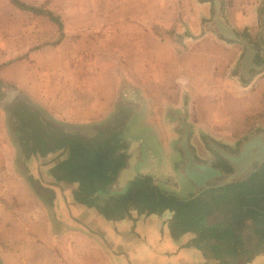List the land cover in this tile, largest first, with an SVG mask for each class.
I'll return each mask as SVG.
<instances>
[{
    "label": "crops",
    "instance_id": "0c3cea01",
    "mask_svg": "<svg viewBox=\"0 0 264 264\" xmlns=\"http://www.w3.org/2000/svg\"><path fill=\"white\" fill-rule=\"evenodd\" d=\"M217 1L221 22L255 51L252 65L242 63V44L216 33L214 0H184L177 23H161L158 29L155 7L133 13L132 39L130 43L118 35L111 39L105 47V69L91 71L84 56L82 74L72 62L60 67L54 47L25 53L2 68L0 264H219L218 257L222 264H264V222L252 214L261 210L264 196L246 207L244 229L232 235L225 233V219L232 215L224 217V211L213 212L203 221L207 227L209 219L218 216L216 225L223 228L211 237L198 231L172 235L170 211L148 216L131 212L123 220L107 221L94 208L74 200L76 185L57 181L54 164L43 169L51 184L41 185L40 190L33 187L28 174L18 170L16 149L6 134L3 106L17 96L49 118L74 127L99 125L106 118L103 114L117 109L119 114L106 126L116 125L127 109L131 108L133 117L147 108L155 117L147 123L154 132L153 142L145 144L140 137L129 142L127 151L128 158L134 159L135 178L149 176L161 186L160 182L171 179L173 186L163 185L167 191L185 200L198 198L204 191L188 179V160L177 145L171 148L174 137L166 135L168 129L179 127L187 133L186 146L194 156L195 145L237 146V154L250 141L253 146H245L249 154L264 144V0ZM140 16L146 23H140ZM112 26L107 25L106 31L125 32V26ZM157 31L163 36H157ZM128 47L131 68L125 71ZM31 159L35 157H21V171ZM253 166L257 169L242 180L249 186L258 174L264 177V164ZM43 193L51 197L47 200ZM226 240L234 242L224 247L221 242Z\"/></svg>",
    "mask_w": 264,
    "mask_h": 264
},
{
    "label": "rangeland",
    "instance_id": "374dc122",
    "mask_svg": "<svg viewBox=\"0 0 264 264\" xmlns=\"http://www.w3.org/2000/svg\"><path fill=\"white\" fill-rule=\"evenodd\" d=\"M13 1H17L18 5L37 7L53 13L56 18L59 17L61 19L63 30L59 31L57 26L52 24L47 16L22 10L17 5H14ZM183 1L184 0H145L139 4L137 0H0V71L8 62L19 60V57H23L25 53H38V51L45 47L55 48V53L53 55L59 56L60 65L58 66L60 67L67 66V61L69 63L72 62L73 67L76 66L75 70H79L82 74L84 71L82 70L84 57H87V64L91 67V71H93L94 68L97 70H101V67L105 69L104 64H108V61L105 60L107 57L105 47L111 45V39H115V35H118L119 38L122 36L124 41L130 43L133 35L132 28L130 27L131 23L134 22L133 13H141L144 9L155 7L157 15L156 18L154 17V24L158 29V27L161 28V23H166V25L175 22L177 23V20L180 18L178 15L179 9L184 6ZM192 6L193 4L190 1L189 7L191 8ZM142 21L143 23H146L144 16H140V23H142ZM116 24L118 26H125V32L106 31L107 25L116 26ZM103 27L105 31H101ZM157 36L162 37L163 32L157 31ZM58 43L59 45H57ZM131 51L132 49L130 47L124 49L125 71H130L131 68L130 57L126 58V56L131 55ZM44 55L50 56L51 54L45 53ZM89 67L87 66L88 69ZM1 87L3 86H1L0 83V90H2ZM0 98H2L1 95ZM70 99L72 100L73 97H70ZM124 101L129 106L132 103L130 100ZM70 106L71 108L74 107L73 103H71ZM118 114L119 111H117V109L111 113L107 111L102 115L103 117H106L105 120L99 125L97 124L92 127H68L88 131H91L93 128L101 129ZM131 114L132 110L129 108L127 109L126 117L120 120L117 119L116 121L117 127H115V129L118 132H121V139L131 142L141 137L142 140L145 141V144L153 142L152 139L154 132L147 124L150 119L155 118L153 117V112H149V110L145 108L143 112L141 111L139 116L135 113L133 117H130ZM162 116L163 114L161 115V118H163ZM158 118L160 117L157 115V119ZM126 121H128L127 127L126 125L124 126ZM5 122L7 125L6 134L11 137V142L16 149V164L18 170L27 173V180L29 183L33 181L32 186L39 187L38 190L41 189V185H50L51 182H49L47 177L45 178L43 175V169L53 164L56 165L57 162L66 157V153L63 151H57L44 160L39 159V156L36 154L34 155L35 159H31L28 166L27 164L25 166L23 165V171H21V157L24 155V149H22L20 143L17 142V136L16 133H14L15 130L11 125L9 126V119L6 116ZM168 130L169 133L166 135H173L174 137L171 148L174 147V149H176L177 145L179 148L178 150L181 151L182 148L181 146L179 147L178 143L182 141L183 130L179 127ZM154 137L156 136L154 135ZM218 147L230 155H236L237 146L234 149H229L223 145H218ZM186 148L191 149L189 146H186ZM211 148L212 147L206 144L195 145L193 151L196 153V156L192 153L191 156L197 165L214 166L213 168L222 170L221 168L226 167L227 163ZM153 149L154 148L152 147L151 150ZM151 152L153 154L155 153L154 150ZM170 181L171 179L167 180L165 183L162 181L160 184L163 183V185L167 184L168 186H173ZM249 183H239L236 190L245 193L246 203H256L257 199L260 198L256 195L261 191L258 187L256 188V186L249 187ZM154 184L165 190L163 185H158V183L155 182ZM251 184H253L252 181ZM45 188L47 189V187ZM227 188L233 189L232 187ZM261 188L264 189V186ZM43 194L47 200L51 197V195L46 196L45 193ZM209 194L213 196V193ZM209 197L210 196H207V198ZM216 218H218V216L209 219L206 231L200 232L201 236L211 237L222 231L223 226L219 227L216 225ZM96 254H98V252ZM94 256L95 254H93V259H95ZM211 257L213 258L212 255ZM221 259L222 258L218 257L219 264L222 262Z\"/></svg>",
    "mask_w": 264,
    "mask_h": 264
},
{
    "label": "trees",
    "instance_id": "16d2710c",
    "mask_svg": "<svg viewBox=\"0 0 264 264\" xmlns=\"http://www.w3.org/2000/svg\"><path fill=\"white\" fill-rule=\"evenodd\" d=\"M13 4L34 14L46 15L62 31L61 21L50 12L18 5L17 1H13ZM3 108L9 119V126L15 130L17 142L24 149V156L29 158L37 154L44 158L50 153L65 152L66 157L54 165L53 176L59 182L76 184L74 200L94 208L105 220H123L131 212L148 216L170 211L173 213L171 234L174 235L176 232L206 231L203 223L205 218L213 212L224 211V217L234 216H231L232 220L230 217L225 219L228 221L225 222L227 235L236 231L240 233L244 229V220L248 217L246 207L250 203L245 202V193L237 191L236 188L239 183L246 181L213 187L210 191L214 193V197L209 194L211 192L204 191L198 198L188 201L180 200L155 185L151 177H136L125 189L113 190L112 184L119 170L126 165L129 149V142L121 139V132L115 129L117 125L93 128L91 131L77 130L49 118L22 96L15 97ZM221 169L223 173H230L232 170L228 165ZM255 176L257 178V174ZM259 181L264 186V177L258 174L257 181L253 183L256 188L259 185L261 192L256 195L258 197L264 196V189ZM215 192L218 193L217 196ZM259 208L261 210L255 209L252 214L261 217L260 220L264 222V204ZM263 227L260 228L261 231ZM231 242L234 241L226 240L221 244L226 247Z\"/></svg>",
    "mask_w": 264,
    "mask_h": 264
},
{
    "label": "water",
    "instance_id": "95a60500",
    "mask_svg": "<svg viewBox=\"0 0 264 264\" xmlns=\"http://www.w3.org/2000/svg\"><path fill=\"white\" fill-rule=\"evenodd\" d=\"M215 5V29L216 33L233 42H237L242 44L245 47V54L243 57L242 63L244 65H252L253 64V57L255 56V51L249 44L238 38V36L229 29L226 25H224L220 18H219V10L220 6L217 0H214ZM254 66V65H253ZM255 67V66H254ZM186 138L187 133L184 131L183 138L180 143L182 151L188 160L186 174L188 179L191 180L194 185L201 189V191H205L207 189L212 188L209 186L210 184L214 183V187H222L231 184H236L244 180L245 174L255 171L257 168H253L254 164L260 166L264 164V144L263 146L255 147L251 153L246 154V149L249 148L250 145L247 142L245 143L242 148L240 147L239 152L236 155H230L226 151L222 150L220 147L216 145H211L212 149L216 151V153L226 161L227 165L232 169L229 174H224L219 169H215L211 166H200L197 165L191 153L186 148ZM245 146L247 147L245 149ZM134 159L127 158L126 165L124 168L119 170L114 183L112 184L113 190H123L127 187L128 182H132L135 179V172H134ZM123 179V181H122ZM121 183V184H120ZM115 187L116 185H119Z\"/></svg>",
    "mask_w": 264,
    "mask_h": 264
},
{
    "label": "flooded vegetation",
    "instance_id": "af4514ba",
    "mask_svg": "<svg viewBox=\"0 0 264 264\" xmlns=\"http://www.w3.org/2000/svg\"><path fill=\"white\" fill-rule=\"evenodd\" d=\"M212 167H214V166H212ZM216 167V166H215ZM138 177H141V176H138ZM145 177H149V176H145ZM211 187H212V185H211ZM212 189V188H211ZM165 191H167L166 189H165ZM206 191V193L207 192H211V193H213L212 191H210V189H207V190H205ZM169 194H173V195H175L176 197H178L175 193H173V192H169V191H167ZM201 194H203V193H201ZM201 196V195H200ZM214 197V196H213ZM178 199H180V200H183L182 198H180V197H178ZM185 200V199H184ZM188 201V200H187ZM241 235H243V234H241Z\"/></svg>",
    "mask_w": 264,
    "mask_h": 264
}]
</instances>
